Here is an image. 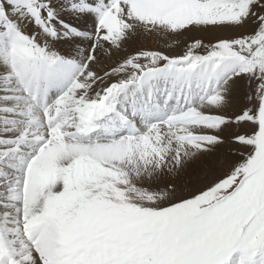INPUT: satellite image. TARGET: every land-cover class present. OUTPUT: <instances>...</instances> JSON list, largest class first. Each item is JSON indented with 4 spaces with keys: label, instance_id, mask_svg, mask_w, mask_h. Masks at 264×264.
Returning <instances> with one entry per match:
<instances>
[{
    "label": "snow or ice",
    "instance_id": "6c2138e0",
    "mask_svg": "<svg viewBox=\"0 0 264 264\" xmlns=\"http://www.w3.org/2000/svg\"><path fill=\"white\" fill-rule=\"evenodd\" d=\"M0 264H264V0H0Z\"/></svg>",
    "mask_w": 264,
    "mask_h": 264
},
{
    "label": "rangeland",
    "instance_id": "374dc122",
    "mask_svg": "<svg viewBox=\"0 0 264 264\" xmlns=\"http://www.w3.org/2000/svg\"><path fill=\"white\" fill-rule=\"evenodd\" d=\"M214 35H224V34L223 33H217V34L210 35V34H202V33H192V34H189L188 37H183V40H180L181 42L178 45L176 44V41L173 38H168V39H161V41L159 43H157L156 46H157L158 50H164V51H169V52H173V51L179 52L184 47L185 42H191L195 38H202L205 41H207V40L213 39ZM169 44H173L174 48L173 49H169L168 48ZM241 95H242V92H239V93H237L235 95V97H234L235 99H234L233 102H236V104L235 105L233 104V107L231 109H229V111H228L229 115H231L234 112L238 111L239 108L241 106H243V104L239 105L242 102L243 103L245 102L244 100H242L243 98L241 99Z\"/></svg>",
    "mask_w": 264,
    "mask_h": 264
},
{
    "label": "bare ground",
    "instance_id": "6f19581e",
    "mask_svg": "<svg viewBox=\"0 0 264 264\" xmlns=\"http://www.w3.org/2000/svg\"><path fill=\"white\" fill-rule=\"evenodd\" d=\"M180 40H183V38H180ZM161 41V39H158V40H153L151 38H139L133 42H131L128 46H127V52H121L118 56H115L111 59H105L103 61V65L102 66H98L97 70H101L102 71V68L103 66H106V65H110L114 62V60L116 59H119L127 54H130L136 50H139L141 48L143 49H157V46L156 44L159 43ZM242 92V91H241ZM237 98V97H236ZM243 98V99H242ZM235 99V98H234ZM241 99L244 100V96H243V92H242V95H241ZM239 100V99H238ZM234 101V100H233ZM237 101V100H236ZM241 102V101H240ZM239 102V103H240ZM233 104L235 105L236 102H233ZM244 104L243 102L239 105H242ZM238 105V106H239Z\"/></svg>",
    "mask_w": 264,
    "mask_h": 264
}]
</instances>
